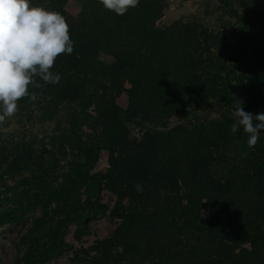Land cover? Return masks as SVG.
Segmentation results:
<instances>
[{
    "label": "rangeland",
    "instance_id": "1",
    "mask_svg": "<svg viewBox=\"0 0 264 264\" xmlns=\"http://www.w3.org/2000/svg\"><path fill=\"white\" fill-rule=\"evenodd\" d=\"M56 2L74 41L60 83L36 78L38 99L0 122V264H133L113 238L125 220L140 264H264V132L252 148L233 134L224 92L233 9L252 36L231 90L264 112V0H140L124 15ZM89 2L104 46L85 34Z\"/></svg>",
    "mask_w": 264,
    "mask_h": 264
},
{
    "label": "clouds",
    "instance_id": "2",
    "mask_svg": "<svg viewBox=\"0 0 264 264\" xmlns=\"http://www.w3.org/2000/svg\"><path fill=\"white\" fill-rule=\"evenodd\" d=\"M103 7L116 15H124L140 0H99ZM74 41L70 38L65 17L32 0H0V122L18 111V101L28 97L29 86L41 87L36 78L57 85L60 75L51 71L54 63L65 54H72ZM235 122L231 132L240 128L248 135L247 145L254 147L264 131V112L253 114L238 101L233 111ZM139 190V186H137Z\"/></svg>",
    "mask_w": 264,
    "mask_h": 264
},
{
    "label": "trees",
    "instance_id": "3",
    "mask_svg": "<svg viewBox=\"0 0 264 264\" xmlns=\"http://www.w3.org/2000/svg\"><path fill=\"white\" fill-rule=\"evenodd\" d=\"M46 0H32L34 4L37 5H45ZM221 3L228 6L227 0H220ZM53 6V8L59 7V3L56 2V0H50V4ZM86 4V3H85ZM93 7L95 8V5L91 2H89V21L90 24L89 30L85 31V34L89 35V38L92 40H97L100 45L104 44V36L108 35V32L110 30V27L104 24H101V26H98L101 21L102 14L98 19H95L96 12L94 11ZM234 17H236L238 20L242 22L241 31H242V41L240 44V47L234 56V61L232 65L228 68L226 73V79L224 83V92L226 97L228 98V102L232 105L236 106L238 103L237 97L233 94V91L231 90V84H232V77L240 70L243 69L244 63L246 61V54L249 49V40L250 36H252L250 33V26H251V20L250 17L247 16L245 13H240L238 10H230ZM108 27V28H107ZM81 33H84L80 31ZM121 38V37H120ZM104 46V45H102ZM122 200V199H121ZM120 200V201H121ZM210 218L208 221V225L210 227L214 226V221ZM216 223V222H215ZM134 233V229L130 226H128V222L126 220L124 222H121V224L117 227V231L114 234L115 238L114 240L118 243L125 244V252L126 255L131 258V261L133 264H140V256L143 253V247L142 244H140L138 241L134 240L131 237V234ZM128 253V254H127Z\"/></svg>",
    "mask_w": 264,
    "mask_h": 264
}]
</instances>
